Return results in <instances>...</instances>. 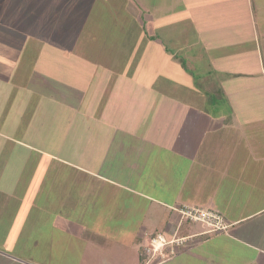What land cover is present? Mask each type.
<instances>
[{
    "label": "crops",
    "instance_id": "obj_1",
    "mask_svg": "<svg viewBox=\"0 0 264 264\" xmlns=\"http://www.w3.org/2000/svg\"><path fill=\"white\" fill-rule=\"evenodd\" d=\"M131 1L128 10L138 5L137 12L153 29L145 30L143 22L141 31L127 30L123 37L136 39L134 45L141 33L146 40L157 37L158 56L150 62L157 71L156 82L149 86L129 79L124 72L141 64L124 65L119 86L131 82L141 87V111L123 112L131 109L135 97L117 90L116 99L123 95L127 100L118 108L121 121L109 107L101 117L85 110L87 118L94 117L105 127L65 129L80 135L75 141L89 144L91 157H99L87 163L92 168L70 161L66 153L44 152L85 176L59 177L56 190L54 179L45 177V208L27 203L21 214L17 209L16 214L30 216L29 222L20 218L21 223H11V234L6 238L0 234V264H97L98 260L106 264L107 256L115 254L118 258L110 260L120 257L126 264H137L127 252L139 250L148 230L160 228L170 235L194 236L171 261L154 264H264V63L260 55L251 69L247 55L238 50L242 39L251 33L256 36L257 26L264 24V0ZM2 5L0 91L7 93L18 86L11 75L23 64H17L18 42L31 35L26 25L17 27L12 0H4V9ZM25 14L30 17L28 9ZM56 36V47L48 52L69 58L66 48L74 43L61 46ZM258 51L255 48L256 58ZM147 53L145 49L143 54ZM100 67L101 83L111 72ZM73 74L79 89L82 75L79 69ZM73 83L68 88L64 81L60 102L61 94L65 100L71 93L78 95ZM91 85L79 99L89 100L93 91L89 101L99 100L102 84L96 90ZM111 96L115 99V92ZM70 138L62 147L73 148L72 156L83 161L81 145L73 146ZM181 206L216 209L229 227L206 232L204 224L197 228V222H186L173 210ZM34 211L49 216L37 232L31 225Z\"/></svg>",
    "mask_w": 264,
    "mask_h": 264
},
{
    "label": "rangeland",
    "instance_id": "obj_2",
    "mask_svg": "<svg viewBox=\"0 0 264 264\" xmlns=\"http://www.w3.org/2000/svg\"><path fill=\"white\" fill-rule=\"evenodd\" d=\"M0 2L3 4L1 9H4V0ZM131 2V0H123L118 3L116 0H32L31 4L26 0H12L11 10L17 27L22 28L23 25H26L31 38L18 42L17 64L19 61H23V64L29 62L25 68L19 66L23 64H18V69L11 75V79H15L18 86L11 87V92L0 91V234L2 233V238H6L8 233L11 234L10 225L12 222L21 223V219L26 220V223L29 222L27 218L30 216L18 215L21 214V209L26 208L29 204H31L30 206L35 205L39 210L45 208L47 203L42 199V189H44L42 186L47 180L45 177L54 179V190H56L59 177L85 176L79 173L75 167L58 162L56 158L47 157L44 154L45 151L56 156L60 155V152L61 155L66 153L70 161L78 163L80 161L83 166L91 168L93 165H87V163L99 160L97 155L91 157V153L94 151L89 150V144L74 140L80 135L65 131L70 126L78 125L105 127V124L97 121L93 116V119L87 118L89 115L85 110L94 111L95 117H101V114L110 108L114 111L115 120L121 121L122 112L118 111V108L125 107L127 100L122 94L116 99V92L119 90L118 93L125 91L127 95L128 93L134 94L135 97L131 109L122 110L123 112H128L127 115H129V113L141 111V87L136 86L137 89L132 86L131 82L119 86V74H121L124 65L138 63L141 64L140 68L138 66L136 70L129 68L124 72V76L137 80V82H147L146 84L149 86L153 85L156 82L153 74L157 71L150 62H155V58L158 56L156 44L158 39L155 37L146 40L147 37L141 33L139 43L134 45L132 40L134 38L123 37L127 30L132 29L136 33L141 31L143 22L145 30L153 29V25H149L148 18L137 12L138 5L131 8L132 12L128 10L129 7L126 6ZM119 4L121 5L118 6ZM24 5L28 9L30 17L25 16ZM79 21L81 22L79 23ZM257 31L256 36L252 33L246 35L238 47L239 52L247 55L251 69L260 55H262L264 63V24L257 26ZM21 32L19 33L21 34ZM54 34H57L56 38L62 42L61 46L67 47L74 43L71 47L66 48L70 51L69 58L65 59L48 52L52 47H56L53 39ZM81 34L85 37L79 40ZM143 44H146L147 48H143ZM146 45L144 46L146 47ZM257 47H259V51L256 58L254 50ZM152 48L154 51L151 50ZM145 49H147V54H143ZM102 65L105 68L107 66V72L111 73L100 83V77H102L100 66ZM153 65L155 66V63ZM63 67L70 72H63ZM77 69L82 75V84L79 89L73 76V70ZM134 72V77H132L130 74ZM64 81L68 88H70L69 84L74 82L73 86L77 88L78 95L71 93L70 96H67L65 93V100V96L62 95ZM87 84H92L94 90L97 89L96 85L102 84V93L98 101L95 99L94 102L89 101L92 99L93 91L90 93L89 100L79 99ZM116 85L118 86L116 87ZM59 92H62L63 102L59 101ZM114 92L115 99H110ZM21 93L24 94V99L20 97ZM16 94L19 96L17 100H15ZM229 108L230 106H228ZM90 120H94V122L92 123ZM72 136L73 146L81 145L83 161L72 156L75 151L73 148L62 147L63 144L71 142L70 137ZM53 201L55 203L57 200L53 199ZM17 209H19L18 214H16ZM32 216L35 220L31 225H36L32 227L33 231L40 229V223L45 222V216L47 220L49 219L47 213L38 215L35 212ZM196 224L197 228L204 226L200 222ZM157 232H162L167 237L170 236V233L161 228L148 230L150 235ZM145 243L146 239L140 245L139 250L137 247L136 251L132 249L131 253L127 252L130 257L136 258L137 264L169 262L175 256L164 260L150 259L141 254L142 246ZM116 255L107 256V263L112 261L111 264H126L125 258L119 257V261L110 260ZM66 257L68 258V256ZM97 264H104V261L98 260Z\"/></svg>",
    "mask_w": 264,
    "mask_h": 264
},
{
    "label": "built area",
    "instance_id": "obj_3",
    "mask_svg": "<svg viewBox=\"0 0 264 264\" xmlns=\"http://www.w3.org/2000/svg\"><path fill=\"white\" fill-rule=\"evenodd\" d=\"M174 211H177L181 218L190 223L200 222L207 227L206 232H220L228 229L229 224L225 220L224 216L216 209L201 208L197 206H181L173 207ZM163 235L162 233H156L150 235L146 243L142 246L141 254L151 258L166 259L176 255L182 248H184L194 235H178L173 233L166 239L172 241V243L166 246L160 253H154L151 241L155 237ZM140 254V255H141Z\"/></svg>",
    "mask_w": 264,
    "mask_h": 264
},
{
    "label": "clouds",
    "instance_id": "obj_4",
    "mask_svg": "<svg viewBox=\"0 0 264 264\" xmlns=\"http://www.w3.org/2000/svg\"><path fill=\"white\" fill-rule=\"evenodd\" d=\"M172 241L166 239L165 236L159 235L152 239L151 244L154 253H160L166 246L170 245Z\"/></svg>",
    "mask_w": 264,
    "mask_h": 264
}]
</instances>
